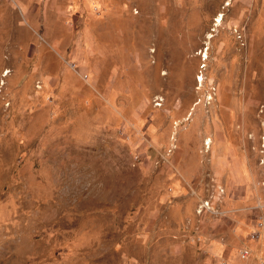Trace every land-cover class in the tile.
<instances>
[{"label":"rangeland","instance_id":"obj_1","mask_svg":"<svg viewBox=\"0 0 264 264\" xmlns=\"http://www.w3.org/2000/svg\"><path fill=\"white\" fill-rule=\"evenodd\" d=\"M263 139L264 0H0V264H262Z\"/></svg>","mask_w":264,"mask_h":264},{"label":"built area","instance_id":"obj_2","mask_svg":"<svg viewBox=\"0 0 264 264\" xmlns=\"http://www.w3.org/2000/svg\"><path fill=\"white\" fill-rule=\"evenodd\" d=\"M262 146H263V149H264V139H263ZM262 162L264 164V159L262 160ZM256 209L259 210V211H264V194H263L262 197H259L258 198V201L256 202ZM262 264H264V257H263V260H262Z\"/></svg>","mask_w":264,"mask_h":264},{"label":"crops","instance_id":"obj_3","mask_svg":"<svg viewBox=\"0 0 264 264\" xmlns=\"http://www.w3.org/2000/svg\"><path fill=\"white\" fill-rule=\"evenodd\" d=\"M229 164V159L226 157V160L224 161V165Z\"/></svg>","mask_w":264,"mask_h":264},{"label":"bare ground","instance_id":"obj_4","mask_svg":"<svg viewBox=\"0 0 264 264\" xmlns=\"http://www.w3.org/2000/svg\"><path fill=\"white\" fill-rule=\"evenodd\" d=\"M207 143H209V147H210V144H211V140L209 139Z\"/></svg>","mask_w":264,"mask_h":264}]
</instances>
